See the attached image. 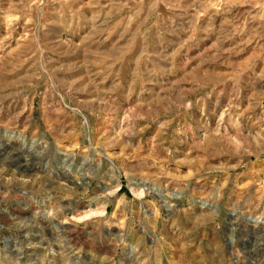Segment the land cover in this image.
<instances>
[{"label": "rangeland", "instance_id": "rangeland-1", "mask_svg": "<svg viewBox=\"0 0 264 264\" xmlns=\"http://www.w3.org/2000/svg\"><path fill=\"white\" fill-rule=\"evenodd\" d=\"M263 108L264 0H0V264H264Z\"/></svg>", "mask_w": 264, "mask_h": 264}, {"label": "bare ground", "instance_id": "bare-ground-1", "mask_svg": "<svg viewBox=\"0 0 264 264\" xmlns=\"http://www.w3.org/2000/svg\"><path fill=\"white\" fill-rule=\"evenodd\" d=\"M259 81V80H258ZM259 85V84H258ZM224 110V108H223ZM225 112V111H223ZM263 112H264V108H263ZM222 114V113H221ZM1 135L2 136H6V139L9 140V139H19L21 144L20 147L18 148V152L19 153H22V152H29L33 147H35L36 145V142L34 140H31V141H25V139L23 138V135H15L14 131H7V130H1ZM237 134V133H236ZM236 138L240 139V140H244L246 139L245 136L241 135V134H237L236 135ZM237 139V141H238ZM5 141V140H4ZM1 143H0V147H1ZM6 153V152H5ZM7 155V154H6ZM24 156V155H23ZM23 160H25V156L23 157ZM15 158V157H14ZM13 172V171H12ZM31 176V174H30ZM33 177V175H32ZM35 177V176H34ZM37 177V176H36ZM40 182V181H39ZM247 220H250L251 222H254L255 224L257 223L256 219L255 218H252V217H247ZM23 227V226H22ZM60 227V226H59ZM28 229V228H27ZM23 230V229H22ZM28 235V233L26 232L24 236Z\"/></svg>", "mask_w": 264, "mask_h": 264}]
</instances>
